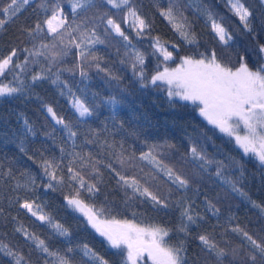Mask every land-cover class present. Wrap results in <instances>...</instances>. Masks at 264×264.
<instances>
[{
    "label": "snow or ice",
    "instance_id": "obj_1",
    "mask_svg": "<svg viewBox=\"0 0 264 264\" xmlns=\"http://www.w3.org/2000/svg\"><path fill=\"white\" fill-rule=\"evenodd\" d=\"M30 2L31 0H10L6 7L0 9V30L14 22ZM66 2L70 7L69 13L65 12L64 0H41L39 7L44 12L43 20L38 19L33 25L20 28V32L30 38L31 47L12 48L8 55L0 57V97L31 96L34 86L43 82L56 85L62 95L67 92L71 97V106L77 114L75 124L58 115L52 106L44 107L48 117L54 125L60 126L61 132L67 134V139L72 142L75 149L76 138L80 133L74 129H78L81 123L86 124L89 117L96 115L97 105L89 104L75 95L68 81L62 79V74L69 72L75 75L78 71L82 79H90L86 69L95 67L111 80L121 79L107 63L102 66V57L94 51L97 45L108 42L106 38H101L97 31L102 25L105 37L119 38L122 41L125 59L120 63L130 67L142 88L149 86L159 88L163 85L166 86L170 99L179 98L197 105L200 116L220 133L234 138L235 144L243 154L254 156L264 166V42L254 40L255 47L251 52L247 48L236 52L237 64L234 66H230V60L222 62L218 59L213 49L207 54L199 53L198 57L188 55L180 57L178 66L169 68L167 62L174 60V52L170 51L159 37H154L151 54L157 56L158 63L154 74L149 75L146 69V56L132 43L133 37L128 34V29L133 30L136 37H144L149 34L152 24L134 5V0H66ZM226 3L247 35L253 38L260 36L264 39V0H258L256 8L250 7L246 0H226ZM113 10L123 15L117 19L112 14ZM89 12H93V15L89 16ZM203 14L218 42L230 46L233 35L228 28L215 18L210 9H206ZM160 15L168 20L183 41L198 46L199 41L192 24L180 10L176 0H169V6L161 9ZM69 16L72 17L71 20ZM122 25H127V29ZM172 47L175 49L179 46ZM74 49L78 50V62L73 68L61 67L65 57L70 54L76 55ZM37 66L39 71L36 70ZM102 103L115 110L120 101L114 96H109ZM115 119L113 115V120ZM56 131L53 126L51 132H45L44 135L50 137ZM89 132L94 137L100 135L98 131L92 129H89ZM23 136L25 138L37 136L36 128L27 118L23 120ZM85 142L93 144L96 140H88L85 137ZM157 147L149 146V150L141 153L139 159L148 161L155 169L164 173L172 185L167 195L161 194L158 190L153 191L147 186V180L142 183L136 174L129 175L126 171L118 170L112 162L105 163L103 160L94 159L91 153L83 156L80 152L73 151L69 154L72 159L65 165L63 156L59 160L45 158L39 150L28 156L23 141L20 151L33 163H37L35 157H40L38 167L43 177H46L42 187L53 191L65 185L70 188L71 194L65 197L67 205L85 217L87 223L105 238L111 248L119 250L122 264H148L149 261L151 264H264V237L254 238L239 226L232 227L231 231L241 235L247 241V246L241 244L239 248L221 247L212 234L201 232L197 233L194 239L199 242L200 251L204 256H190L186 240L191 237L195 228L202 226L206 217L197 210L195 200L187 195L181 196L175 202L170 200L173 189L177 192L183 190L185 194L195 191L199 195V189H194V185L198 183V178L202 174L213 168V165L214 175L222 187L247 198L243 190L245 181L243 165L231 157L227 165L223 160L209 158L203 146L194 141L190 143L185 157H182L195 165L194 170L186 174L159 159L155 153ZM121 148L122 151L118 155L113 153L114 162L126 170L134 166L133 161L136 157L134 152L125 156L123 145ZM61 152H64L63 148ZM77 159L80 166L74 167ZM229 166L239 171L240 176L233 178L227 175ZM101 167L114 174L117 185L125 189L126 195L127 190L131 189L133 196L138 194L160 209L166 210L175 206L180 216L174 231L181 234L184 239L171 244L169 239L173 233L172 229L159 225L141 226L132 221L109 218V209L88 202L101 192L98 186L103 182ZM88 168L91 169L90 179L85 178L84 170ZM140 171L143 172V169ZM6 175L16 180L12 167L8 168ZM20 175L24 178V183L16 180L12 191H22L24 195L17 194L12 197V201L36 220L50 225L60 236L71 237L69 230L55 222L43 211V205L37 202L38 197L35 195L37 177L28 170L22 171ZM146 176L155 179L156 173L150 172ZM29 192L32 196L28 195ZM203 203L206 213L215 217L220 216L221 210L217 207L219 201L213 202L205 196ZM250 203L264 213V206L252 201ZM15 231L33 241L41 253L51 258L45 259L44 264H73L72 254L77 249L68 247L61 254L50 249L45 240L27 231L23 225L17 227ZM227 231L225 229V232ZM78 251L82 258H87L85 264H109L107 259L86 244L79 246ZM0 253L11 258V264H31L22 253H18L12 246L3 242H0Z\"/></svg>",
    "mask_w": 264,
    "mask_h": 264
},
{
    "label": "trees",
    "instance_id": "obj_2",
    "mask_svg": "<svg viewBox=\"0 0 264 264\" xmlns=\"http://www.w3.org/2000/svg\"><path fill=\"white\" fill-rule=\"evenodd\" d=\"M10 0H0V9L6 7ZM41 0H34L25 6L14 22L6 25L4 30H0V57L9 54L12 48L31 47L30 38L20 32L23 26H31L36 20H43L44 12L39 7ZM179 8L191 22L193 31L199 41L198 46L190 45L182 40L168 20L160 15V10L169 6V0H134V5L148 18L152 28L148 35L136 37L135 32L128 29V34L133 37L132 43L146 56V69L149 75L154 74L158 63L157 56L152 55L151 46L154 37H159L174 52V60L168 61L169 68H175L180 62V57L197 56L199 53H208L215 50L218 59L222 62H229L230 66L237 64L235 53L247 48L249 52L255 47L254 40H260V36L253 38L245 33L241 28L238 19L229 11L226 0H176ZM250 7H258V0H246ZM65 12H70V7L64 0ZM199 9V11H198ZM206 9H210L215 18L222 22L232 33L233 41L230 46H224L218 42L215 34L206 22L203 14ZM95 11V10H94ZM112 14L119 19L123 14L112 11ZM89 16L93 12L88 13ZM71 20L72 17L69 16ZM91 27V25H89ZM127 29V25H122ZM101 38H106V44L97 45L94 51L102 57V66L107 63L115 74L119 75V81L105 77V74L98 72L95 67L86 70L90 79H82L77 71L75 75L69 72L62 74V79L67 80L72 92L80 96L89 104H95L96 115L89 117L87 123L78 126L80 133L76 138V147L73 148L71 141L67 139V134L59 130L60 126L54 125L45 109V105L54 108L58 115L63 116L70 123L75 124L77 114L71 109V97L65 92L61 94L56 85L50 82L38 83L33 88L31 96H20L18 98L7 97L0 99V242L12 246L18 253H22L31 264H44L45 259H51L35 247L33 241L28 240L15 229L23 227L46 241L50 249L63 254L68 247L77 249L73 255V264H85L87 258H82L78 247L84 244L92 248L98 255L109 261V264H122V256L119 250L111 248L104 237L87 223L77 211L67 205L66 196L71 194L70 188L65 185L53 191L42 187V182L46 180L38 167L40 157H35L37 163L27 159L21 151V141L28 156L39 150L45 158L59 160L63 156L66 165L72 157L69 155L73 151L80 152L86 156L91 153L94 159L103 160L105 163L112 162L118 170L126 171L127 174H136L142 183L147 180V186L153 191H159L163 195L168 194L172 185L167 180L164 173L159 172L146 160H140L139 156L149 150V146L157 145L155 153L158 158L173 168L190 174L195 165L185 157L190 143L198 141L203 146L209 158L217 161L223 160L229 164V158L243 165L245 181L243 190L247 198L236 193H231L222 187L221 183L214 175V167L198 178V183L194 189H199V195L195 191L184 193L183 190L177 192L173 189L170 200L175 202L181 196L187 195L195 200L197 210L206 217V221L201 227L192 231L191 237L186 240L190 256L203 257L200 251L199 242L194 239L197 233L208 232L221 247L239 248L241 244L247 246V241L237 233L231 231L232 227L239 226L247 231L254 238L264 237V213L260 208L252 206L250 201L264 206V166L251 155L243 154L242 150L235 144L233 138L220 133L217 128L209 124L199 114L197 105L191 102L170 99L167 96L166 86H149L142 88L141 84L132 74L127 64H121L125 59V48L119 38L105 37L103 26L97 29ZM173 45L179 47L173 49ZM119 50V51H118ZM76 55H69L64 58L61 67L73 68L78 62V50H73ZM251 66V64H250ZM163 65H161L162 70ZM39 71V67L36 68ZM109 96L116 97L120 103L115 110L106 103ZM113 115L116 119L113 120ZM28 121L36 128L37 136H23V120ZM122 124V127H121ZM115 125V126H114ZM57 131L52 136H45V132H51L52 127ZM89 129L98 131L99 136L94 137ZM88 140H96V143L88 144ZM106 142V143H105ZM128 156L135 153L134 166L121 169L115 164V154L122 151ZM172 145L174 147H168ZM61 148L64 152H61ZM80 161L77 159L74 167H79ZM12 167L16 180L24 183L21 177L22 171H31L37 177L36 192L38 203L43 205V211L50 215L55 222L64 225L71 233V237L60 236L48 224L36 220L30 213L18 208L12 201V197L24 192H13L12 186L16 180L7 177L8 168ZM143 169V172L140 171ZM85 178H91V169H85ZM103 172V182L98 186L101 192L95 198L88 201L97 206L103 205L109 209L108 217H115L117 220H128L141 226L159 225L172 229L173 233L169 239L171 244H176L184 237L175 232L179 223V210L173 206L169 209H160L153 205L151 201L144 197L132 195L131 189L127 190L117 185L114 174L107 168L101 167ZM155 172L156 178L151 179L147 173ZM233 178L240 176V172L229 166L226 172ZM32 196V193H28ZM205 196L213 202L219 201L217 207L220 208L219 217L212 216L205 212L203 203ZM87 200V197L85 196ZM229 217L231 221L229 222ZM225 229L228 231L225 232ZM70 241V242H69ZM0 264H11V258L0 253Z\"/></svg>",
    "mask_w": 264,
    "mask_h": 264
},
{
    "label": "rangeland",
    "instance_id": "obj_3",
    "mask_svg": "<svg viewBox=\"0 0 264 264\" xmlns=\"http://www.w3.org/2000/svg\"><path fill=\"white\" fill-rule=\"evenodd\" d=\"M34 0H31V2L30 3H32ZM2 98H5V97H0V99H2ZM177 99H179V98H177ZM180 100V99H179ZM188 102V101H187ZM70 106H71V104H70ZM71 109L75 112V110L72 108V106H71ZM76 113V112H75ZM234 139V138H233ZM79 213V212H78ZM80 214V213H79ZM81 215V214H80ZM82 216V215H81ZM83 217V216H82ZM85 218V217H84ZM86 219V218H85ZM148 264H151V262L149 261L148 262Z\"/></svg>",
    "mask_w": 264,
    "mask_h": 264
}]
</instances>
